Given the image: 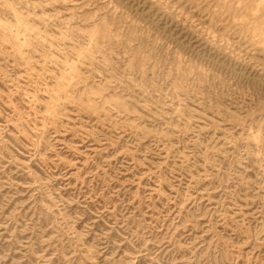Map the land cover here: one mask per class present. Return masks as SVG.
I'll return each instance as SVG.
<instances>
[{
  "label": "rangeland",
  "instance_id": "374dc122",
  "mask_svg": "<svg viewBox=\"0 0 264 264\" xmlns=\"http://www.w3.org/2000/svg\"><path fill=\"white\" fill-rule=\"evenodd\" d=\"M0 264H264V0H0Z\"/></svg>",
  "mask_w": 264,
  "mask_h": 264
}]
</instances>
